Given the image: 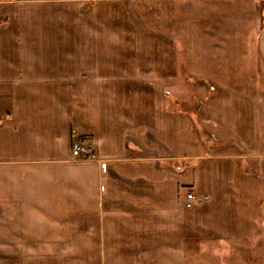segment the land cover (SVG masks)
Segmentation results:
<instances>
[{
    "label": "crops",
    "instance_id": "obj_1",
    "mask_svg": "<svg viewBox=\"0 0 264 264\" xmlns=\"http://www.w3.org/2000/svg\"><path fill=\"white\" fill-rule=\"evenodd\" d=\"M215 57L262 84L264 0H0V264H185L260 230L264 96L170 90Z\"/></svg>",
    "mask_w": 264,
    "mask_h": 264
},
{
    "label": "rangeland",
    "instance_id": "obj_2",
    "mask_svg": "<svg viewBox=\"0 0 264 264\" xmlns=\"http://www.w3.org/2000/svg\"><path fill=\"white\" fill-rule=\"evenodd\" d=\"M238 56L241 59L243 58V55ZM208 65L209 67L206 72L195 73L197 77L196 79L192 76H190V78L186 77V80H184L185 82H181V84L177 87L170 89L171 92L178 97L179 102L177 103L179 104V109L182 112H189V110L199 111L197 108V105L199 104L197 102L198 99L206 93H212L223 88L226 84H239L237 86L249 92L259 93L264 96V81L260 79L262 84L257 87L254 84V81L249 77L251 69L242 70L240 68H236L240 66V64L230 60L227 61L220 57H215ZM247 65L248 64H246V66ZM182 74L185 75L183 72ZM195 104L197 106L196 108L194 106ZM189 108H192V110ZM262 125L264 126V122ZM202 138L205 139L203 136ZM209 138L211 139L210 136ZM204 144L205 142L203 145ZM200 147L204 146H201L200 144ZM219 149L222 150L221 147L207 146V150L211 153L217 152ZM180 161H183V159ZM257 181L258 185L256 184V190L261 194L264 190L258 177ZM188 192L191 191H186V193ZM258 209H260V212L264 210V198H262ZM257 216L260 230L250 231V239L247 237L249 232L246 230L245 233L247 234V238H245V243L241 241H229L228 244L222 243L219 245L214 244L209 245L208 247H201L203 251L200 249L198 250L197 247L194 259H192L193 257L191 258L190 253H187L185 264H264V215L260 213Z\"/></svg>",
    "mask_w": 264,
    "mask_h": 264
},
{
    "label": "built area",
    "instance_id": "obj_3",
    "mask_svg": "<svg viewBox=\"0 0 264 264\" xmlns=\"http://www.w3.org/2000/svg\"><path fill=\"white\" fill-rule=\"evenodd\" d=\"M70 149L73 158L87 156L91 153V150L87 146L80 144L78 141H72ZM185 197L187 199L185 204L186 206H189L190 200L194 197V195L191 192H188L185 194Z\"/></svg>",
    "mask_w": 264,
    "mask_h": 264
}]
</instances>
